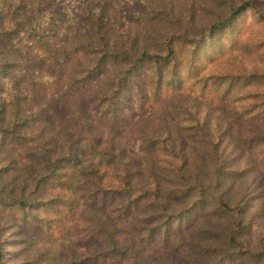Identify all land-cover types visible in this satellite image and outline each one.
<instances>
[{
  "label": "trees",
  "instance_id": "1",
  "mask_svg": "<svg viewBox=\"0 0 264 264\" xmlns=\"http://www.w3.org/2000/svg\"><path fill=\"white\" fill-rule=\"evenodd\" d=\"M0 264H264V0H0Z\"/></svg>",
  "mask_w": 264,
  "mask_h": 264
}]
</instances>
